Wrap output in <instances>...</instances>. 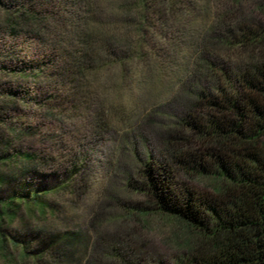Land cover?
I'll list each match as a JSON object with an SVG mask.
<instances>
[{
  "label": "trees",
  "instance_id": "1",
  "mask_svg": "<svg viewBox=\"0 0 264 264\" xmlns=\"http://www.w3.org/2000/svg\"><path fill=\"white\" fill-rule=\"evenodd\" d=\"M19 1L20 7L15 8L0 0L4 7L0 22L7 35L25 38L26 45L39 53L21 61L15 44L1 46L0 80L3 76L18 80L30 73L38 83L43 81L37 89L62 90L66 99L84 104L86 110L100 102L99 83L106 95L119 93L125 82H134L140 92L150 81L147 77L155 84L162 82L177 65L181 14L201 2ZM211 1L205 5L212 16L210 26L199 40L191 41L192 56L183 62L181 76L174 78L199 76L193 86L178 88L181 116L154 130L161 138L163 158L143 160L137 170L140 181L128 180L127 186L151 200V208L136 206L137 212L151 210L196 233L197 242L189 243L176 264H264V0H214L215 10ZM247 4H253L251 11ZM29 95L28 87L0 83V103L10 109L28 99L36 104L45 101L38 93ZM106 105L90 118L96 131L112 129L115 118L135 122L142 116L129 115L142 105L137 98L128 104L106 99ZM1 106L0 164L15 158L34 161V154L10 150L17 130ZM43 107L56 117L47 103ZM24 129L30 132L31 128ZM40 161L47 163L48 158ZM181 175L194 182L206 180L207 189L186 183ZM2 183L7 179L0 177V188ZM29 185L26 181L8 192L0 191L4 261L11 259L13 246L20 248L22 258L28 251L25 241L19 245L5 233L3 222L20 207L42 203L40 195L52 189ZM60 250L61 255H69L65 248Z\"/></svg>",
  "mask_w": 264,
  "mask_h": 264
},
{
  "label": "rangeland",
  "instance_id": "2",
  "mask_svg": "<svg viewBox=\"0 0 264 264\" xmlns=\"http://www.w3.org/2000/svg\"><path fill=\"white\" fill-rule=\"evenodd\" d=\"M3 2L20 7L19 0ZM205 5L206 0H201L191 12L181 14L183 21L176 30L182 37L178 42L177 65L162 82L155 84L147 77L150 81L144 82L141 92L134 82L131 85L125 82L119 93L104 95L103 84L99 83L100 102L86 110L84 104L67 100L62 90L37 89L36 84L43 81L38 83L30 73L18 80L12 76L1 78L4 87L17 84L28 87L30 97L38 93L45 101L36 104L28 99L26 103L17 102V107L11 109L5 102L0 103L17 130L12 134L10 150L35 155L32 162L15 158L0 164V177L7 179L0 191L8 192L26 181L33 188L52 189L40 195L41 205L20 207L13 218L3 222L5 233L14 236L19 245L25 241L28 252L22 258L20 248L13 246L10 263L0 256V264H176L186 254L189 243L197 242L196 233L182 223L151 213L150 209L149 214L137 212L136 206L151 208V200L127 184L128 180L140 181L137 170L147 157L163 158L161 138L154 131L156 125L181 116L178 88L183 84L193 86L199 76L174 78L181 76L183 62L192 56L191 41L199 40L210 26L212 16ZM210 5L212 10L217 9L214 0ZM250 5H244L247 11L252 10L253 4ZM3 8L0 5V19ZM252 14L258 17V13ZM24 39L7 35L0 22V47L15 44L21 61L39 53L34 51L35 47L26 45ZM135 98L142 105L129 115L143 117L135 122L115 118L112 129H93L90 118L98 108L108 107L106 99L128 104ZM45 103L54 109L56 117L44 109ZM26 127L31 128L30 132ZM43 158H48L47 163H41ZM180 179L194 187L208 186L206 180L194 182L182 175ZM60 247L68 250L69 255H61Z\"/></svg>",
  "mask_w": 264,
  "mask_h": 264
}]
</instances>
